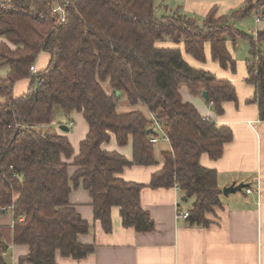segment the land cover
<instances>
[{
  "label": "trees",
  "instance_id": "trees-1",
  "mask_svg": "<svg viewBox=\"0 0 264 264\" xmlns=\"http://www.w3.org/2000/svg\"><path fill=\"white\" fill-rule=\"evenodd\" d=\"M57 4L64 8V21L52 13ZM262 8L264 0L220 17L212 9L198 24L177 11L157 16L154 0L0 1V66L8 67L0 77V207H11L13 215L12 225L0 226V264L11 243L28 246L24 260L31 264H57V255L81 259L93 252V244L77 239L90 224L69 202L71 183L80 180L91 197L94 220L105 232L112 230L114 207L122 226L150 231L153 221L140 204L144 185L118 174L127 166L158 164L149 139L159 135L169 148L160 152L161 166L149 187H177L192 199L187 221L209 225L208 215L221 206L222 189L215 170L202 166L200 158L218 159L232 133L183 101L179 88L205 90L218 114L237 95L229 80L192 68L183 52L204 61L209 42L211 58L234 71L226 41L248 40L246 82L255 88L253 101L264 120V30L252 35L233 23ZM166 41L174 47L156 45ZM40 53L48 54V63L31 73ZM22 79H29L28 89L14 96V85ZM122 97L131 111L117 112ZM74 112L88 126L75 155L66 132L43 128L60 117L73 123ZM111 134L119 146L131 138V160L101 147ZM70 166L75 168L71 176Z\"/></svg>",
  "mask_w": 264,
  "mask_h": 264
},
{
  "label": "crops",
  "instance_id": "crops-1",
  "mask_svg": "<svg viewBox=\"0 0 264 264\" xmlns=\"http://www.w3.org/2000/svg\"><path fill=\"white\" fill-rule=\"evenodd\" d=\"M163 1L166 3L164 10L177 11L201 24L212 9L215 16L220 17L244 8L247 3L255 0ZM248 16L254 17V26L252 30L244 31L245 33L255 35L257 31L264 30V8L233 21L234 25L236 22L242 25ZM243 40L247 42L246 47L242 46L249 56L248 40ZM156 45L174 47L168 41L157 42ZM181 46L180 44L179 47ZM226 46L235 61L234 71L220 66L211 58L209 42L204 45V61L196 60L185 52L183 59L194 69L209 71L217 79L229 80L236 90V102H225L222 113L218 114L202 97V92L192 93L184 85L179 88V93L181 99L192 103L203 117L231 130L232 139L224 145L222 155L216 160L202 155L200 164L215 170L217 184L221 189L229 185H242L241 190L227 195L222 193L221 206L215 208V214L208 215L211 223L198 227L191 225L187 218L179 216L181 212H185L180 203L187 199H184L183 193L177 187H149L151 175L160 168L161 160L156 158L159 163L155 165L127 166L118 176L144 185L140 192V204L149 213L154 226L146 232L124 227L118 208L114 207L111 211L112 230L105 232L98 221L94 220L92 200L88 190L83 187L82 180L77 185L71 183L69 202L81 218L90 224L88 232L79 234L77 239L83 244H93L94 250L81 259L57 255V264H264V120H260L257 104L253 101L255 88L246 82L247 57L237 56L235 39L233 43L228 39ZM48 60V54L40 53L34 64L35 70L45 68ZM29 83V79L17 81L13 88L14 96L26 92ZM148 112L147 110L146 117L152 119V114ZM68 127L71 129L65 135L75 155L80 141L85 138L88 126L82 114L74 112L73 123ZM161 139L167 144L163 150H167V139L164 136ZM101 147L107 151H117L127 160L132 158L131 138L126 145L119 146L111 134L110 140ZM74 169L73 166L68 168L70 176ZM186 209L188 211L189 208ZM5 212H10L11 220L7 224L12 225L11 210ZM28 251L25 244L11 243L3 253V263L31 264L24 260Z\"/></svg>",
  "mask_w": 264,
  "mask_h": 264
},
{
  "label": "rangeland",
  "instance_id": "rangeland-1",
  "mask_svg": "<svg viewBox=\"0 0 264 264\" xmlns=\"http://www.w3.org/2000/svg\"><path fill=\"white\" fill-rule=\"evenodd\" d=\"M166 3L163 0H154V6H155V13L157 16H160L161 14H164L166 12L164 10V5ZM253 16H248L243 20V24L240 25L239 22H236L235 26L238 30H241L242 32H247L246 30L250 29L252 30L254 26L253 24ZM242 45H247V42L243 40V38L237 37L235 38V49L237 52V56H243L244 57H249L248 53L244 50ZM8 67L7 66H0V77H5L7 74ZM102 87L106 92H110V88L108 87L107 83H102ZM4 101V96L0 95V104ZM138 107V108H137ZM135 107L136 109H139L142 113H145V116L147 115V110L146 107L143 105H138ZM133 108L127 103L124 97L120 98L116 107L117 112L119 113H125L131 111ZM149 114V112H148ZM72 122V121H71ZM72 123L68 121V119L65 118H57L54 120V122L50 126H46L43 128L51 129L53 132H66L61 129L62 125L70 126ZM70 128V127H69ZM71 129V128H70ZM163 135H159L158 137V142L155 143V155L158 160H161L160 152L163 151V148L167 146L166 142L164 139H161ZM161 150V151H160ZM240 191V190H239ZM192 199H187L186 201H181L180 205L183 207V211H186L187 207L189 208L191 206ZM11 220V215L10 212H5L2 213L0 212V226H5L8 225L7 223L10 222Z\"/></svg>",
  "mask_w": 264,
  "mask_h": 264
},
{
  "label": "built area",
  "instance_id": "built-area-1",
  "mask_svg": "<svg viewBox=\"0 0 264 264\" xmlns=\"http://www.w3.org/2000/svg\"><path fill=\"white\" fill-rule=\"evenodd\" d=\"M52 13L56 15L58 21H64L65 18H66L64 8L61 5H59V4H57L52 9ZM30 72L31 73H35L36 72L34 65H32L30 67ZM149 141L154 144V143H156L158 141V137H155V136L154 137H151L149 139ZM247 191H249V190H247ZM7 210H11V207H9V206L3 207V208L0 207V212H5ZM179 216L184 217V218H187L188 217V211L181 212Z\"/></svg>",
  "mask_w": 264,
  "mask_h": 264
},
{
  "label": "water",
  "instance_id": "water-1",
  "mask_svg": "<svg viewBox=\"0 0 264 264\" xmlns=\"http://www.w3.org/2000/svg\"><path fill=\"white\" fill-rule=\"evenodd\" d=\"M116 93H117V95H119V92H116ZM201 95H202V97H203L204 99H207V92H206L205 90L202 91ZM61 129H62L63 131H68L69 127L66 126V125H62V126H61ZM150 132H151V130H148L147 133H150ZM241 188H242V185H237V186L229 185V186L224 187V188L222 189V193H223L224 195H227V194H229V193H234V192H236V191H239V190H241ZM184 199H186V198L184 197Z\"/></svg>",
  "mask_w": 264,
  "mask_h": 264
}]
</instances>
